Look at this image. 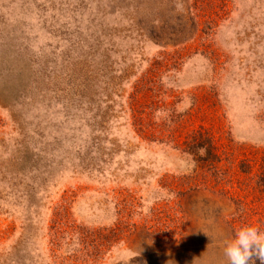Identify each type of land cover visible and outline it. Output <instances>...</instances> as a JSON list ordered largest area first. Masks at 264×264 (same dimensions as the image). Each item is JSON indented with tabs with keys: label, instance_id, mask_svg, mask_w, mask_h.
Returning a JSON list of instances; mask_svg holds the SVG:
<instances>
[{
	"label": "rangeland",
	"instance_id": "374dc122",
	"mask_svg": "<svg viewBox=\"0 0 264 264\" xmlns=\"http://www.w3.org/2000/svg\"><path fill=\"white\" fill-rule=\"evenodd\" d=\"M244 226L264 0H0V264H227Z\"/></svg>",
	"mask_w": 264,
	"mask_h": 264
},
{
	"label": "clouds",
	"instance_id": "9594fccd",
	"mask_svg": "<svg viewBox=\"0 0 264 264\" xmlns=\"http://www.w3.org/2000/svg\"><path fill=\"white\" fill-rule=\"evenodd\" d=\"M224 253L227 264H252L254 256L264 264V232L256 226L241 227L226 243Z\"/></svg>",
	"mask_w": 264,
	"mask_h": 264
}]
</instances>
